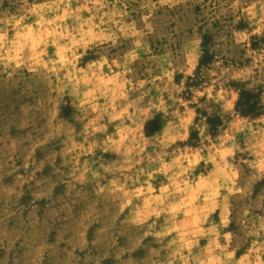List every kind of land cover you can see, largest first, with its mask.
<instances>
[{
    "label": "rangeland",
    "instance_id": "374dc122",
    "mask_svg": "<svg viewBox=\"0 0 264 264\" xmlns=\"http://www.w3.org/2000/svg\"><path fill=\"white\" fill-rule=\"evenodd\" d=\"M0 264H264V0H0Z\"/></svg>",
    "mask_w": 264,
    "mask_h": 264
}]
</instances>
